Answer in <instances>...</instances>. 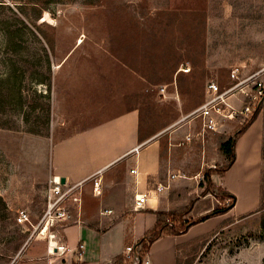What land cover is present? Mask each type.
Returning <instances> with one entry per match:
<instances>
[{
    "label": "rangeland",
    "instance_id": "obj_1",
    "mask_svg": "<svg viewBox=\"0 0 264 264\" xmlns=\"http://www.w3.org/2000/svg\"><path fill=\"white\" fill-rule=\"evenodd\" d=\"M47 1L38 29L27 20L35 14L24 7L25 0H0V198L8 209L1 213L11 215L6 226L0 221V264H35L32 256L42 249L48 255V241L16 218L24 209L33 225L41 219L51 150L81 121L75 111L83 110L78 91L87 78L88 84L97 82L104 67L136 70L132 100L141 108L142 131L165 140L171 130H186L189 114L206 100L210 79L226 88L232 84L231 67L255 71L264 60L263 0ZM43 33L52 37L53 47ZM183 65L191 71H179ZM128 79L133 88L134 76ZM95 93L99 100L100 92ZM259 113L264 122V102ZM182 143L183 154L175 157L179 162L186 155L192 163L199 156L220 168L228 163L220 158V145L207 155L200 145ZM262 152L261 181L256 167H240L250 175L245 183L234 184L237 207L205 222L202 234L181 244L178 264H264V211L256 212L264 199V129ZM188 168H176L177 175L169 178L177 179L169 187L172 199L179 192L177 211L192 210L186 219L177 213L166 217L177 231L205 206L228 207V197L203 196L206 168L195 176L188 175Z\"/></svg>",
    "mask_w": 264,
    "mask_h": 264
},
{
    "label": "crops",
    "instance_id": "obj_2",
    "mask_svg": "<svg viewBox=\"0 0 264 264\" xmlns=\"http://www.w3.org/2000/svg\"><path fill=\"white\" fill-rule=\"evenodd\" d=\"M262 5L264 8V0ZM262 26L264 40V22ZM263 64L264 60L259 63V67ZM103 71L99 80L97 77V82L88 84L90 77H86L87 82L78 91L82 95H78V99L83 110H77L76 107L75 111L79 114L76 120L81 121L75 122L76 130L55 142L51 150L50 179L58 176L64 178L65 183L69 185L84 182L81 206L71 203L72 220L59 228L58 242L67 245L70 251L53 256L47 255L46 250L42 249V252L38 251L32 256L33 260H36L35 264H127L126 258L124 261L122 259L125 257L126 247L135 246L152 230L158 223L160 213H184V219L192 214L190 209L177 211L180 206L179 192L174 199L171 198L170 186L176 184L177 179L169 178L173 174L177 175L176 168L189 167V176H195L206 168L204 176L210 171L211 180L217 181L219 187L234 196L237 194L234 184L245 183L250 175L248 172L243 173L240 167H256L254 171L261 181L264 122L260 113L237 138L236 159L233 165L226 172H215V168L220 167L209 165L212 162L207 163L206 156L197 157L194 163L186 155L180 162V159L176 160L175 157L180 158L183 154H180L181 143L188 134H192L194 139L186 143V146L200 145L209 155L210 151L227 139L223 137L230 136L236 129L237 132L242 128L239 123L222 122L215 132L206 134L204 143L199 137L202 129L199 119L187 122L189 125L185 127V131L183 127L171 130L165 140L157 133L146 134L140 139L141 108L135 99L132 100V95L137 89V71L130 67H104ZM132 75L133 88L131 80L128 79ZM97 91L101 96L99 100L96 98ZM98 115V120L84 123L88 117ZM221 154L220 158L227 161L222 152ZM134 169L137 170L136 173L132 172ZM99 172H102V192L97 194L88 180ZM182 184L186 183H180ZM203 184L201 183L205 188V180ZM158 185L168 187L157 191ZM147 191H151V197L145 208L135 209L136 197ZM208 195L213 196L211 193L203 194L205 198H208ZM236 207L237 200L233 209ZM214 208L213 205L201 208L196 212L198 218L207 215ZM106 210L112 212L104 213ZM99 215L102 217L99 218ZM216 218L218 216L197 223L179 235L165 231L151 244L142 264H178V247L191 237L196 238L202 234V224ZM80 243L85 245V249L82 256L78 257L75 251Z\"/></svg>",
    "mask_w": 264,
    "mask_h": 264
},
{
    "label": "built area",
    "instance_id": "obj_3",
    "mask_svg": "<svg viewBox=\"0 0 264 264\" xmlns=\"http://www.w3.org/2000/svg\"><path fill=\"white\" fill-rule=\"evenodd\" d=\"M244 65H235L231 67L229 77L232 84L226 88L215 80L210 79L207 82L206 100L194 111H192L188 119L189 121L201 120L202 129L199 134L202 143L205 142L206 134L208 132H215L222 122L234 121L244 126L248 123L257 111H260L264 102V64L255 71L247 72ZM179 71L188 73L191 68L182 66ZM161 94L166 97V87H161ZM194 139L192 134H188L184 143H190ZM183 144V143H182ZM136 173L137 170H132ZM93 185L95 193L102 192V172L91 176L88 180ZM84 182L69 185L62 183L61 178L53 176L49 180V187L47 191V205L46 209L35 225L31 222V217L28 211L22 209L18 212L17 223L20 225L31 224L38 232V236L44 237L48 241V254H65L70 251L67 245L59 244V228L66 222L72 220L71 203H75L79 207L82 203L81 193ZM168 186L158 185L157 191H163ZM151 197V191L144 192L138 195L135 199V209L145 208L147 202ZM227 206L233 203V199L228 197L225 201ZM106 210L104 213H111ZM52 242H55L52 245ZM85 245L80 243L76 248V255L81 257ZM126 260L134 264H138L141 258L140 251H137L134 246L130 245L125 250Z\"/></svg>",
    "mask_w": 264,
    "mask_h": 264
},
{
    "label": "trees",
    "instance_id": "obj_4",
    "mask_svg": "<svg viewBox=\"0 0 264 264\" xmlns=\"http://www.w3.org/2000/svg\"><path fill=\"white\" fill-rule=\"evenodd\" d=\"M55 1L58 2L59 0H55ZM47 2H48L47 0H25V2H24V7H26V9H29L32 13L35 14V15L28 14L27 20L34 27H36L38 29H41V25L38 24V21L41 18L42 13L49 8L47 5ZM90 4H94V3L92 2ZM43 34H44V39L47 41V43H49V45L51 47H53L52 37L48 36L46 33H43ZM258 114H259V111H257L255 113V115L252 117V119L248 123H246L244 126H242V128L239 131H237L233 136L228 137L227 139H225L221 143V145H220L221 152L223 153V155L227 159L228 163L222 168H219V169L215 168V170H214L215 172H220V173L226 172L233 165V163L235 162V159H236L235 147H236L237 138L239 136H241L247 130V128L256 120ZM144 135H146V134L142 131V127H141L140 139H143ZM204 180H205V184H206L205 190L203 192L204 194L211 193L216 198L218 196H220V197H231L234 202L230 206L225 207L223 209H219L218 207H215L207 215H204V216L197 218V219H194V220H190L189 222H186L183 224L181 223L182 229L178 230V231L174 227L175 223L174 224L172 223L174 225L173 226L171 223H167L165 221L166 217L173 214V213H169V214L160 213L157 225L152 230H150L148 233H146L145 236L143 238H141L139 240V242L134 246L136 250L139 248V246H141V250H140L141 258H143V256L149 252L151 244L155 240H157L165 231H167L168 233L174 234V235H179V234L185 233L191 226H193V225H195L201 221H204L207 218H211V217L226 213L235 206L236 197L233 194L226 191L225 189H223L222 187L215 186L212 183V180L210 178V171H208L205 174ZM218 191L221 192L222 195H219ZM261 198L263 199V192L261 193ZM3 210H8V209H7L6 202L2 198H0V221H3L5 226H6V224L8 223L7 219L11 218V215H10V213H7V214L1 213V212H3ZM261 211H264V199L262 200L261 206L259 207V209L256 212H261ZM250 214H253V213H250ZM183 215H184V213H177V216H183ZM170 225L172 227H169ZM23 239H24V236H22L21 241L18 242L14 246L15 251H18L20 249L19 247L21 246ZM122 259L124 261L125 257L123 256ZM142 263H143V261L141 260L138 264H142ZM116 264H118V263H116ZM127 264H134V263H132L131 261H128Z\"/></svg>",
    "mask_w": 264,
    "mask_h": 264
},
{
    "label": "water",
    "instance_id": "obj_5",
    "mask_svg": "<svg viewBox=\"0 0 264 264\" xmlns=\"http://www.w3.org/2000/svg\"><path fill=\"white\" fill-rule=\"evenodd\" d=\"M61 181H62V183H65V179L64 178H62Z\"/></svg>",
    "mask_w": 264,
    "mask_h": 264
},
{
    "label": "bare ground",
    "instance_id": "obj_6",
    "mask_svg": "<svg viewBox=\"0 0 264 264\" xmlns=\"http://www.w3.org/2000/svg\"><path fill=\"white\" fill-rule=\"evenodd\" d=\"M80 41L82 42V39H80ZM55 244V242H52V245H54Z\"/></svg>",
    "mask_w": 264,
    "mask_h": 264
}]
</instances>
